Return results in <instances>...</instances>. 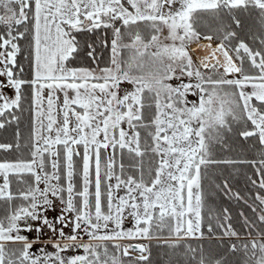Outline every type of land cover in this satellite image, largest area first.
Wrapping results in <instances>:
<instances>
[{
	"label": "rangeland",
	"instance_id": "obj_1",
	"mask_svg": "<svg viewBox=\"0 0 264 264\" xmlns=\"http://www.w3.org/2000/svg\"><path fill=\"white\" fill-rule=\"evenodd\" d=\"M163 1L159 13L148 19L151 21L122 32L128 42L121 41L118 28L114 29L113 67L70 70L72 81L34 79L32 160L0 162V198L10 195V174L34 177L32 186L21 194L28 205L8 217L4 229H13L1 237H32L33 243L28 253L20 247L8 250L5 264H135L124 255V244L142 242L148 254L149 241L174 245L191 240L185 236L187 231L196 233L200 228L199 165L210 164L213 151L228 147L221 141V126H226L228 117L238 121L245 117L251 122L253 115H260L264 126V114L251 102L264 101V82L235 85L237 77L214 68L204 70L188 52L191 44L213 39L192 29L186 10L212 4L204 0ZM30 9L34 17L35 0H0V24L10 28L24 20ZM112 20L101 14L97 21L78 18L76 24L67 26L70 32L112 26ZM17 49L12 36L0 41V115L18 105L21 81L10 69ZM95 79L105 81H91ZM142 96L151 97L145 102L156 109L152 121L156 131L151 140L159 161L149 185L124 173L125 166L116 163L113 155L116 144L142 153L132 125L141 115ZM60 145L64 186L59 184ZM79 145L83 147L81 189L75 192L72 157ZM129 167L140 169L134 163ZM222 193L232 192L226 188ZM255 197L263 202L261 195ZM205 206L206 221L216 219L217 206L211 201ZM261 214L256 212L258 218ZM218 224L225 230L224 236L233 238L225 223ZM247 226L259 233L251 223L246 222ZM236 246L241 251L250 248L246 256L251 257V263L243 264H264V242L257 240L256 252L252 243L239 241Z\"/></svg>",
	"mask_w": 264,
	"mask_h": 264
},
{
	"label": "trees",
	"instance_id": "obj_2",
	"mask_svg": "<svg viewBox=\"0 0 264 264\" xmlns=\"http://www.w3.org/2000/svg\"><path fill=\"white\" fill-rule=\"evenodd\" d=\"M119 1L125 9L130 12L133 11L127 0ZM79 19L84 20L81 16ZM144 20L123 23L119 19L113 18L114 24L112 26L98 25L92 29L81 28L70 30V32L68 26L64 25L63 27L74 46L73 51L66 58V67L68 69L89 70L109 68L114 29L118 28L121 39L122 32L134 30L138 25L141 26L145 22L151 21ZM188 20L192 29L200 34L210 35L208 37H211L215 42L224 44L238 63L240 74L244 78L259 75L258 68L251 66L246 54H242L241 60L236 57L230 42L234 47L243 41L253 51L256 49L264 51V8H256L250 3H245L237 8L225 10L219 8L196 9L189 12ZM33 34L34 17L32 9L27 12L24 20L18 24H13L10 28L0 24V41L7 40L12 36L18 47L14 63L10 69L13 72V77L21 81L18 89L17 107L6 110L0 115V122L3 123L0 127V162L32 160ZM122 39H124L123 42H128L127 38ZM222 39L226 40L222 41ZM199 41L209 42L212 40ZM91 81L102 83L105 80L95 79ZM142 98L144 104L141 115L132 121V125L137 132L139 152L146 154H135L119 148L116 144L113 147V155L116 163L122 162L125 166L124 173L134 174L136 181L149 185L155 176L159 161L157 154L152 151L151 140L156 131L152 125L156 116V109L154 104L145 102V99L149 98L148 96H142ZM251 102L253 107L264 114V101L253 99ZM235 120L228 117L226 126H221L223 132L221 141L222 143L227 142L228 147L225 150H220V148L217 153L213 151L210 164L199 165L200 238L197 240H180L174 245L160 241H149L146 259H133L130 256L135 264H243V261L251 263V257L246 256L247 252L251 253L249 252L250 248L249 250L246 249L248 251H241L236 244L239 241L252 243L254 252H256L257 240L264 242V218H262L264 217V144L261 143L255 126L250 121L245 117H241L240 121ZM62 148V145L58 146L60 153L58 155V157L60 156L58 158V173L59 184L64 186ZM79 148L80 150H77L72 157L75 192H79L81 189L82 145H79ZM100 153L101 158H103V151ZM228 155L229 157H224ZM47 159L48 154H45V163H47ZM131 162L137 164L140 169L130 168ZM45 167L47 170V165ZM8 181L10 195L0 198V229L8 228V217L28 205L27 201L22 200L21 194L27 192L28 188L32 186L34 177L31 174H10ZM226 188L230 189L231 195L222 193V190L224 191ZM208 191L213 192L207 196L206 192ZM256 194L263 197V202L256 199ZM241 198L245 201H242ZM75 201L78 205V196ZM207 201H211L214 206H217L215 209L219 210L217 211V218L210 221H206L205 204ZM253 206L256 210H253ZM257 210L262 213V217L256 216ZM222 216H226L227 220H224ZM246 222L249 225L251 223L259 233L254 230L251 231L249 229L251 226L246 228ZM218 223H225L228 231L237 234L236 238L224 236ZM247 237L249 238L245 240ZM16 247L23 250L21 243L3 245V264H5V255L11 252L8 250H14ZM126 257L129 258V256Z\"/></svg>",
	"mask_w": 264,
	"mask_h": 264
},
{
	"label": "crops",
	"instance_id": "obj_3",
	"mask_svg": "<svg viewBox=\"0 0 264 264\" xmlns=\"http://www.w3.org/2000/svg\"><path fill=\"white\" fill-rule=\"evenodd\" d=\"M127 1L133 10L132 12L125 9L119 0H35L33 59V75L35 81H66L72 79L69 76V71L77 69H68L65 65V61L73 51L74 46L63 26L67 24H76L79 16L84 19L97 21L101 14H105L108 17L119 19L123 22H133L136 19L154 18L157 15L156 12L159 13V4H164L163 0ZM203 2L210 3L212 6L195 9L219 8L225 10L237 8L245 3H250L256 8H264V0H204ZM195 9L187 8L186 13ZM231 35H233V33H231ZM212 41L215 42L214 40ZM230 46L238 59L241 60L242 54H246L251 66H255L259 70V75L257 77L244 78L240 74L239 68V74L235 76L238 80H233L235 81L234 84L264 82V51H260V49L253 51L251 50V47L243 41L234 47L230 42ZM111 67H113L112 63ZM109 80L111 81V79ZM112 82H115V80ZM253 116L255 119H249L255 125L260 141L264 144L263 119L260 115ZM199 199L200 194L198 196V209L200 215ZM12 229L13 228L0 229V247L9 243H21L23 250L28 253V250L33 243L31 242L32 237L19 239H7L1 237L2 234L8 233ZM223 231L225 232V230ZM229 232L231 236L235 238L236 235L231 233V231ZM185 236L189 239H199L201 236L200 228L196 233H190L187 231ZM0 259L3 263V248L0 251Z\"/></svg>",
	"mask_w": 264,
	"mask_h": 264
},
{
	"label": "bare ground",
	"instance_id": "obj_4",
	"mask_svg": "<svg viewBox=\"0 0 264 264\" xmlns=\"http://www.w3.org/2000/svg\"><path fill=\"white\" fill-rule=\"evenodd\" d=\"M188 52L195 62L204 70L211 68L221 71L225 76L235 77L239 74V66L229 51L220 42H199L189 46ZM125 256L146 259L147 252L136 253L130 250L129 244H124Z\"/></svg>",
	"mask_w": 264,
	"mask_h": 264
},
{
	"label": "water",
	"instance_id": "obj_5",
	"mask_svg": "<svg viewBox=\"0 0 264 264\" xmlns=\"http://www.w3.org/2000/svg\"><path fill=\"white\" fill-rule=\"evenodd\" d=\"M129 248L136 253L146 252V247L142 242H131L129 243Z\"/></svg>",
	"mask_w": 264,
	"mask_h": 264
}]
</instances>
